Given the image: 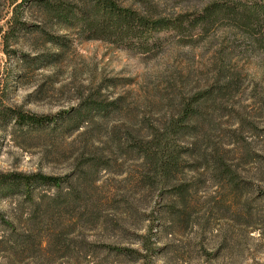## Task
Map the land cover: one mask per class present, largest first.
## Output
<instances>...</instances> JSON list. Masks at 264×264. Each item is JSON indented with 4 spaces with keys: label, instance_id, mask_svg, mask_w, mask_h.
Returning <instances> with one entry per match:
<instances>
[{
    "label": "rangeland",
    "instance_id": "obj_1",
    "mask_svg": "<svg viewBox=\"0 0 264 264\" xmlns=\"http://www.w3.org/2000/svg\"><path fill=\"white\" fill-rule=\"evenodd\" d=\"M21 1L0 0V175L42 172L69 183L39 189L35 204L0 198V212L17 229L0 226V264H264L258 37L222 17L208 33L137 54L87 40L30 4L20 11L27 27L6 49ZM117 1L162 17L207 2ZM187 104L196 113L177 147L178 171L161 180L145 172L135 140L147 141ZM16 110L62 113L64 121L56 129L14 128ZM144 242L156 250L144 260L105 247L140 251Z\"/></svg>",
    "mask_w": 264,
    "mask_h": 264
},
{
    "label": "trees",
    "instance_id": "obj_2",
    "mask_svg": "<svg viewBox=\"0 0 264 264\" xmlns=\"http://www.w3.org/2000/svg\"><path fill=\"white\" fill-rule=\"evenodd\" d=\"M30 4L44 5L49 15L55 16L66 27L77 30L87 40L110 43L121 50L137 54H148L163 40L171 37H179L185 33L195 34L198 31L208 33L222 17L230 19L232 25L238 29L258 37L256 44L264 47V0H207L200 10L173 17L141 13L132 7L122 6L117 0H76L75 4L68 0H22L14 7L13 16L8 22L4 35L6 49L11 44V38L15 39L18 32L27 27L20 18V11ZM190 106L189 104L184 106L178 118L171 120L163 129L153 132L147 141L135 140L134 149L143 161L146 173L168 181L178 171L181 152L177 147L179 141L191 132L190 121L196 113ZM93 110L96 108H91L90 111ZM106 110L107 107H101L96 111ZM10 118L14 128L26 127L32 131L50 127L56 129L64 121L62 113L39 116L18 110L11 111ZM68 183L69 176H51L42 172L2 174L0 198L20 196L26 202L35 204L34 197L39 189L60 191ZM0 226L6 227L12 234L17 232L15 224L2 212ZM149 234H154L153 227H150ZM105 247L128 258L137 255L138 260L147 258L145 251L146 253L156 251L149 242H144L140 251L114 246Z\"/></svg>",
    "mask_w": 264,
    "mask_h": 264
}]
</instances>
